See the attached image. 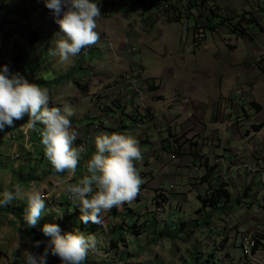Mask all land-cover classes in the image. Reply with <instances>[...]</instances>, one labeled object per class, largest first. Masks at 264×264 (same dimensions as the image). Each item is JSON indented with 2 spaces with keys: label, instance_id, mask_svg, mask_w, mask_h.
Listing matches in <instances>:
<instances>
[{
  "label": "rangeland",
  "instance_id": "rangeland-1",
  "mask_svg": "<svg viewBox=\"0 0 264 264\" xmlns=\"http://www.w3.org/2000/svg\"><path fill=\"white\" fill-rule=\"evenodd\" d=\"M143 1L97 0L99 40L63 63L49 55L60 28L42 0H0V66L27 52L30 82L49 90L50 106L73 109L82 148L69 176L54 171L26 114L0 132V191L35 183L46 197L34 227L26 200L0 208V264L42 252L45 223L96 236L84 264H264V0H182L180 22L178 0ZM101 132L139 141L142 184L92 229L64 184L86 174ZM222 186L232 195L224 213L201 201ZM47 264L60 260L49 254Z\"/></svg>",
  "mask_w": 264,
  "mask_h": 264
},
{
  "label": "clouds",
  "instance_id": "clouds-1",
  "mask_svg": "<svg viewBox=\"0 0 264 264\" xmlns=\"http://www.w3.org/2000/svg\"><path fill=\"white\" fill-rule=\"evenodd\" d=\"M51 10L60 31L54 34V46L49 55L68 63L72 57L95 44L100 33L97 18L100 8L97 0H42ZM52 100L46 87L30 82L19 72H10L7 65L0 66V132L12 127L15 120L28 116V127L40 132L44 155L56 173L67 170L76 173L82 148L75 146L78 132L73 128L70 106H50ZM37 122L43 129L37 127ZM95 151L86 162V174L76 183H65L64 191L74 206L79 208V219L87 224L103 223V213L124 202H131L139 192L142 179L135 162L142 159L139 141L131 134L101 132L95 136ZM13 199L27 202L23 217L27 227H34L45 211V194L35 184L27 189L13 185L0 191V208ZM43 233L50 237L42 252H23L24 264H47L49 254L57 256L60 264H84L97 238L74 229L61 234L56 223H45ZM40 241L34 246L39 247ZM19 248V234L17 244Z\"/></svg>",
  "mask_w": 264,
  "mask_h": 264
},
{
  "label": "trees",
  "instance_id": "trees-1",
  "mask_svg": "<svg viewBox=\"0 0 264 264\" xmlns=\"http://www.w3.org/2000/svg\"><path fill=\"white\" fill-rule=\"evenodd\" d=\"M182 0H178V2H181ZM144 3L147 2V0L143 1ZM180 15H178L179 17H176L174 19H176L177 22H180L181 18L184 15V5L182 4V2L180 3V7L178 8ZM184 18L189 19V17L184 16ZM209 20H211L212 22H216L218 25H224L225 23V19L222 18L221 16H217L214 18H207ZM251 21V27L255 29H257V27L255 26V22H252L254 20H250ZM242 23H232L231 26H227L228 28L232 27L235 29V31H237L238 26H240ZM231 28V29H232ZM31 40L33 39V37L30 38ZM4 65H7L9 68L10 72H19L20 74H22L26 79H28L29 81H33V74L31 76H29L27 74V69L29 67L28 64V53L25 51L20 50L16 55H14L11 59H9ZM254 105H256L254 103ZM256 107L258 109H261L259 106L256 105ZM258 130L260 129V127L257 128ZM207 179L208 181L210 180L209 177L204 178ZM232 199V195L230 194V192L225 188V186L223 187H215L213 188L211 194L209 195L208 198L205 199H201L203 205L205 207H213L216 211L218 212H222L224 213L225 211V205L229 204L231 202ZM75 213L77 215L80 216V212H79V208L77 206H75ZM224 211V212H223ZM83 223V222H82ZM85 224V223H83ZM89 227H91L92 229H96L98 227H101L102 224H93L91 222L85 224ZM258 248H254L252 249L253 253L257 251ZM214 256H210V258H207L205 261L199 259V257L197 258H193L192 261L190 262V264H216L215 260L213 259Z\"/></svg>",
  "mask_w": 264,
  "mask_h": 264
},
{
  "label": "built area",
  "instance_id": "built-area-1",
  "mask_svg": "<svg viewBox=\"0 0 264 264\" xmlns=\"http://www.w3.org/2000/svg\"><path fill=\"white\" fill-rule=\"evenodd\" d=\"M167 7V6H166ZM255 243L253 242L252 243V246L254 245ZM252 246H250L249 245V241L245 244V246H244V250H245V252L247 253V254H249L250 253V250H252Z\"/></svg>",
  "mask_w": 264,
  "mask_h": 264
}]
</instances>
